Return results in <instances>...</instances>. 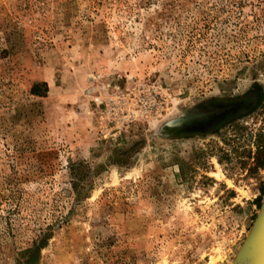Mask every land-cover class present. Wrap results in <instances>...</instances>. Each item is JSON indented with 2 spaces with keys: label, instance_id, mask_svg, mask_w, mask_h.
Wrapping results in <instances>:
<instances>
[{
  "label": "rangeland",
  "instance_id": "rangeland-1",
  "mask_svg": "<svg viewBox=\"0 0 264 264\" xmlns=\"http://www.w3.org/2000/svg\"><path fill=\"white\" fill-rule=\"evenodd\" d=\"M259 134L264 0H0V264H238Z\"/></svg>",
  "mask_w": 264,
  "mask_h": 264
},
{
  "label": "trees",
  "instance_id": "trees-1",
  "mask_svg": "<svg viewBox=\"0 0 264 264\" xmlns=\"http://www.w3.org/2000/svg\"><path fill=\"white\" fill-rule=\"evenodd\" d=\"M39 86L38 85H33L30 89V92L32 95L35 96H43L44 94L47 93V86L43 85V90L40 91L39 90ZM42 92V93H41ZM233 130V132H236L238 135L243 134L245 131V128L243 126H241V124L239 122H235L233 124H231L230 126H228L227 130ZM226 130V131H227ZM220 136L223 137V132L220 134ZM225 139V137H223ZM226 140V139H225ZM232 141V139H227L226 141ZM235 140V139H233ZM253 141H264L263 140V135L259 134L257 137L253 138ZM235 152H237L235 150ZM239 154L244 155L242 158L248 160H253L254 161V168L252 170H258V169H264V146L263 145H256V150L254 153H252L251 151H246V150H240L238 151ZM237 152V153H238ZM252 156V157H251ZM226 158H229V155H226ZM245 166V162L243 161V163H240V166ZM82 166H78L77 168H73V166L70 167V178H71V188L74 191L75 195L81 196L84 187L83 184L81 183V181H84L85 175L82 177V173H76L78 169H82ZM183 172V170H182ZM88 173H90L89 169H87V176ZM256 206L258 208H260V202H261V197L259 196L256 200ZM49 235L48 233L43 232L42 235H40L38 237V239L36 241L33 242L32 246L25 250L23 252V257H24V261L22 264H38L39 259H40V251L41 249H43L46 246V241L49 239Z\"/></svg>",
  "mask_w": 264,
  "mask_h": 264
},
{
  "label": "water",
  "instance_id": "water-1",
  "mask_svg": "<svg viewBox=\"0 0 264 264\" xmlns=\"http://www.w3.org/2000/svg\"><path fill=\"white\" fill-rule=\"evenodd\" d=\"M190 133L191 131H183ZM238 264H264V196L255 222L237 256Z\"/></svg>",
  "mask_w": 264,
  "mask_h": 264
},
{
  "label": "flooded vegetation",
  "instance_id": "flooded-vegetation-1",
  "mask_svg": "<svg viewBox=\"0 0 264 264\" xmlns=\"http://www.w3.org/2000/svg\"><path fill=\"white\" fill-rule=\"evenodd\" d=\"M256 111V110H255ZM255 111L254 112H252V113H255Z\"/></svg>",
  "mask_w": 264,
  "mask_h": 264
},
{
  "label": "built area",
  "instance_id": "built-area-1",
  "mask_svg": "<svg viewBox=\"0 0 264 264\" xmlns=\"http://www.w3.org/2000/svg\"><path fill=\"white\" fill-rule=\"evenodd\" d=\"M155 104V103H154Z\"/></svg>",
  "mask_w": 264,
  "mask_h": 264
}]
</instances>
